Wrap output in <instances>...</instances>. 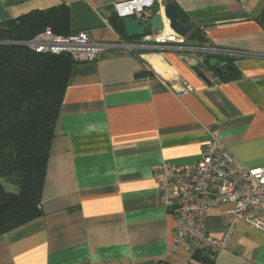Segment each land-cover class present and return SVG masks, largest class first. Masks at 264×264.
I'll return each instance as SVG.
<instances>
[{
    "label": "crops",
    "instance_id": "crops-1",
    "mask_svg": "<svg viewBox=\"0 0 264 264\" xmlns=\"http://www.w3.org/2000/svg\"><path fill=\"white\" fill-rule=\"evenodd\" d=\"M121 1L0 0V21L65 5L72 33L140 46L143 37L116 29L113 5ZM164 2L194 25L199 35L188 33L190 44L249 53L231 59L235 77L221 80L205 66L206 84L189 67L203 56L170 42L74 62L45 164L41 214L0 235V264H264V233L245 222L218 252L175 245V211L161 205L152 177L158 163L194 165L212 137L243 165H264V0ZM143 65L154 76L141 75ZM229 208L206 210L209 234H224Z\"/></svg>",
    "mask_w": 264,
    "mask_h": 264
},
{
    "label": "trees",
    "instance_id": "trees-1",
    "mask_svg": "<svg viewBox=\"0 0 264 264\" xmlns=\"http://www.w3.org/2000/svg\"><path fill=\"white\" fill-rule=\"evenodd\" d=\"M46 28L58 35L72 33L65 5L31 10L16 19L0 21V204H5L0 212V235L41 214L50 141L74 63L68 53L35 52L24 44ZM116 29L125 36L123 25ZM197 35L193 29L187 36ZM141 38L135 36L132 40ZM210 58L204 55L202 62L219 79L235 77L233 70L219 74L208 65ZM231 59L218 57L227 65H231ZM146 66L143 65L141 75L154 76ZM6 185L13 189H7Z\"/></svg>",
    "mask_w": 264,
    "mask_h": 264
},
{
    "label": "built area",
    "instance_id": "built-area-1",
    "mask_svg": "<svg viewBox=\"0 0 264 264\" xmlns=\"http://www.w3.org/2000/svg\"><path fill=\"white\" fill-rule=\"evenodd\" d=\"M155 2L165 3L164 0H126L115 3L113 10L119 18L143 13L148 15ZM162 33L150 34L151 41L146 40L149 35L144 36L139 46L122 39L114 43L95 41L85 31L58 35L46 28L24 44L35 52L68 53L74 62L95 61L110 49H151L169 42L176 44L177 50L214 58H235L249 54L209 45H193L185 37L173 32L170 35ZM146 69L151 70L148 66ZM179 90L183 91L185 87L180 86ZM152 177L159 189L161 205L175 211V245L184 244L218 252L227 247L237 222H245L264 233V165H243L217 137H212L206 143L194 165L158 163L152 167ZM220 204H230V208L225 213L224 234L217 238L206 231L204 216L209 207Z\"/></svg>",
    "mask_w": 264,
    "mask_h": 264
},
{
    "label": "water",
    "instance_id": "water-1",
    "mask_svg": "<svg viewBox=\"0 0 264 264\" xmlns=\"http://www.w3.org/2000/svg\"><path fill=\"white\" fill-rule=\"evenodd\" d=\"M151 14H145L136 17H123L121 23L123 25L127 38H133L135 36L144 37L149 35L147 41H151L150 34L162 33L165 31V24L163 18L168 21L169 29L180 37H185L190 31L193 30L194 25L192 23L182 24L178 19L177 7L172 2L159 4L155 2L150 7ZM172 34V33H171ZM208 65L214 67L219 74H223L227 71H232L233 67L227 65L226 62L219 61L218 58H210ZM206 65L202 61H195L189 67L191 70L206 84L210 83V80L205 75L203 67ZM5 207V204H0V212Z\"/></svg>",
    "mask_w": 264,
    "mask_h": 264
},
{
    "label": "rangeland",
    "instance_id": "rangeland-1",
    "mask_svg": "<svg viewBox=\"0 0 264 264\" xmlns=\"http://www.w3.org/2000/svg\"><path fill=\"white\" fill-rule=\"evenodd\" d=\"M187 42H188V41H187ZM188 43H189V42H188ZM165 69H166V68L162 66V67H161V70H159V72H158V71H157V72H158L159 74L166 75ZM6 188H7V189H13L12 187H10V186H8V185H6Z\"/></svg>",
    "mask_w": 264,
    "mask_h": 264
},
{
    "label": "flooded vegetation",
    "instance_id": "flooded-vegetation-1",
    "mask_svg": "<svg viewBox=\"0 0 264 264\" xmlns=\"http://www.w3.org/2000/svg\"><path fill=\"white\" fill-rule=\"evenodd\" d=\"M202 61V60H201ZM213 72V71H212Z\"/></svg>",
    "mask_w": 264,
    "mask_h": 264
}]
</instances>
